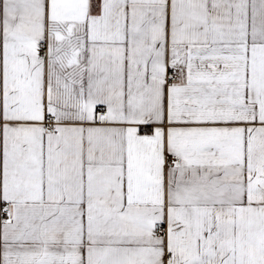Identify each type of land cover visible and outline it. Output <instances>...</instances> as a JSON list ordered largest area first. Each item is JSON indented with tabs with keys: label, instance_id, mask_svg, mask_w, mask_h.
I'll use <instances>...</instances> for the list:
<instances>
[{
	"label": "snow or ice",
	"instance_id": "snow-or-ice-1",
	"mask_svg": "<svg viewBox=\"0 0 264 264\" xmlns=\"http://www.w3.org/2000/svg\"><path fill=\"white\" fill-rule=\"evenodd\" d=\"M0 264H264V0H0Z\"/></svg>",
	"mask_w": 264,
	"mask_h": 264
}]
</instances>
